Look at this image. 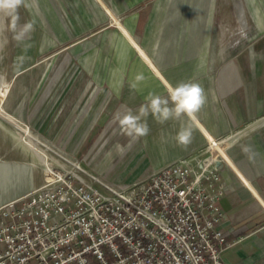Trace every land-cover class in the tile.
<instances>
[{"label":"crops","instance_id":"crops-1","mask_svg":"<svg viewBox=\"0 0 264 264\" xmlns=\"http://www.w3.org/2000/svg\"><path fill=\"white\" fill-rule=\"evenodd\" d=\"M71 5L78 11L63 16L61 27L57 19V28L72 37L63 45V57L66 52L79 63L101 91L84 104L76 99L69 114V104L62 106L61 137L70 127L65 141L77 145L85 127L110 130L98 174L119 185H144L180 159L195 167L211 150L221 155L219 171L229 189L220 202L225 219L219 227L230 244L222 256L229 264H264V28L253 17L259 8L264 24V0L255 5L251 0H78ZM141 72L146 82L139 91L131 89ZM181 81L200 83L208 96L187 149L176 143L177 121L159 124L149 115L147 136L134 139L122 131L118 114L137 112L149 92L167 95ZM24 105H8L12 114L4 110L17 122L24 119ZM46 120L35 117L42 131ZM6 122L0 121V206L51 179ZM113 127H120L114 142ZM249 145L252 152L246 155L242 148Z\"/></svg>","mask_w":264,"mask_h":264},{"label":"built area","instance_id":"built-area-1","mask_svg":"<svg viewBox=\"0 0 264 264\" xmlns=\"http://www.w3.org/2000/svg\"><path fill=\"white\" fill-rule=\"evenodd\" d=\"M221 157L119 185L65 174L0 206V264H229Z\"/></svg>","mask_w":264,"mask_h":264},{"label":"rangeland","instance_id":"rangeland-1","mask_svg":"<svg viewBox=\"0 0 264 264\" xmlns=\"http://www.w3.org/2000/svg\"><path fill=\"white\" fill-rule=\"evenodd\" d=\"M71 2L77 4L78 0H26L27 6L18 10L17 27L31 23L33 28L23 42L14 39L10 18L5 19L0 30V91H7L3 96L0 94V121L6 120L14 125V132L35 153L36 159L41 160L47 176L51 175L50 180L59 177L55 175L59 173L57 170H61L63 176L79 172L87 178H103L98 171L103 164V151L111 140L110 130L103 127L81 129L80 144L77 145L65 141L67 136L71 138L70 127L66 129L64 138L60 135L63 121L57 115L61 116L62 106L69 104L66 111L69 114L76 99L84 104L94 98V91H101L94 81L87 79V71L79 63L71 62L66 52L63 57V45L72 37L57 28V19L61 27L63 16L78 11ZM86 37L84 34L81 39L86 40ZM22 102L25 103L21 112L24 119L16 122L8 117V113H12L7 106L11 105L13 109ZM39 114L47 116L43 131L39 121L35 123ZM119 129L112 128V142L116 140ZM47 184L44 179L38 188Z\"/></svg>","mask_w":264,"mask_h":264},{"label":"clouds","instance_id":"clouds-1","mask_svg":"<svg viewBox=\"0 0 264 264\" xmlns=\"http://www.w3.org/2000/svg\"><path fill=\"white\" fill-rule=\"evenodd\" d=\"M251 3L255 5V0H251ZM22 6H27L26 0H0V30L4 27L5 19L10 18V27L17 42H23L26 34L33 28L31 23L17 27L18 10ZM253 17L257 20V27L264 28V24L260 22L259 8H254ZM146 80L147 78L142 72L138 73L130 88L139 91V86ZM207 102L208 96L200 83L181 81L174 87H170L167 90V95H161L154 91L149 92L145 97V102L141 104L137 112L134 113L129 109L122 115L118 114L116 119L122 131L134 139L147 136L150 133V127L147 123L149 115L159 124L177 121L180 123V128L175 136L176 143L178 146L187 149L194 139L197 116ZM242 151L248 155L252 152L251 146H244Z\"/></svg>","mask_w":264,"mask_h":264},{"label":"bare ground","instance_id":"bare-ground-1","mask_svg":"<svg viewBox=\"0 0 264 264\" xmlns=\"http://www.w3.org/2000/svg\"><path fill=\"white\" fill-rule=\"evenodd\" d=\"M225 143V140L223 141V144ZM210 149H211V146H210ZM211 153H212V157L215 159L216 157H221V159H223V157L221 156V155H214V153H213V151L211 150ZM48 166V165H47ZM51 166V165H50ZM49 166V167H50ZM57 172H59V173H55V175H59V177H57V178H55V179H53V180H60L61 179V177H62V171L61 170H57ZM52 173V172H51ZM52 174H54V173H52ZM49 181H51V180H49Z\"/></svg>","mask_w":264,"mask_h":264}]
</instances>
